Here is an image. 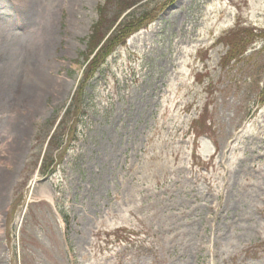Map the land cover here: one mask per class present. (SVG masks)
Wrapping results in <instances>:
<instances>
[{"label":"rangeland","instance_id":"obj_1","mask_svg":"<svg viewBox=\"0 0 264 264\" xmlns=\"http://www.w3.org/2000/svg\"><path fill=\"white\" fill-rule=\"evenodd\" d=\"M25 1L0 0V70L20 61L0 99V264H264V0H56L24 20ZM133 13L152 20L88 82L43 176L40 130L72 104L93 25ZM243 28L251 52L224 60ZM32 52L47 83L28 99Z\"/></svg>","mask_w":264,"mask_h":264},{"label":"trees","instance_id":"obj_2","mask_svg":"<svg viewBox=\"0 0 264 264\" xmlns=\"http://www.w3.org/2000/svg\"><path fill=\"white\" fill-rule=\"evenodd\" d=\"M134 6V4L133 6L131 4L126 6L125 8H123L122 13L126 12L127 10H131ZM99 12V14H101L102 9ZM102 16L103 15L101 14V17ZM151 20V15H146V17H144V19L142 20H135V13L126 16V18L123 19V21L119 24L115 31H113L111 37L102 45L101 48L100 46L102 44V41L106 38V35L112 30L113 25L108 30L103 31V22L101 18L100 21L94 25L87 46L88 52L85 54V62L88 64L83 73L82 81L77 89V92L72 98V105L65 112L66 114L58 123L57 129L52 134V138L48 142V149L46 151L45 156L43 157V163L40 167L42 174L46 176L54 174V172L58 169L57 167L64 160L63 156L66 151L65 146H71V144L76 139L77 129L80 126L83 115L85 114L83 111V99L85 94L84 89L88 82L93 78L96 72L100 71L101 66L108 59V57H110L111 54H113L118 47L124 46L126 41L131 36H133L134 33L141 29L143 22H148ZM234 37L237 40L232 42L231 49L227 51L228 53L224 57V60L230 59V61L233 62L241 59L243 61L244 59H246L245 54L251 49L250 46L254 45V43L256 42L254 39L257 37V35L255 34L254 30L252 31L243 28L242 31L234 35ZM98 49L99 51H97ZM95 52L96 54L91 61L90 57ZM256 54L260 53H258L257 51V53H255L254 55ZM247 60L250 61V58H248ZM227 66L228 65H226L225 67ZM256 94H258L259 100L264 99V90L259 89ZM59 116L60 115L55 116L52 122H48L41 127L40 135L38 138H42L43 135L46 136V138L48 139L49 134L52 132ZM202 117L203 114L199 117V122H202L205 126L207 122Z\"/></svg>","mask_w":264,"mask_h":264},{"label":"bare ground","instance_id":"obj_3","mask_svg":"<svg viewBox=\"0 0 264 264\" xmlns=\"http://www.w3.org/2000/svg\"><path fill=\"white\" fill-rule=\"evenodd\" d=\"M50 5L52 7H57V2L56 0H26L24 5H20L18 6V10L21 12V18H23L24 20L27 19V17L30 15L31 12H34V9L36 8H41L42 5ZM1 14V12H0ZM27 53V50H26ZM34 54L31 55V61H33L31 64V78H30V82H29V86L28 89L26 90V95L28 94V99L30 98H35V96L39 95L40 93L37 92V88L40 86L41 89H43L44 85L47 83L46 80H44L43 78V73H45V71H40L38 70V64L39 61H37L38 56L36 52H32ZM38 55H40L38 53ZM27 60V59H26ZM19 58L17 60L15 59H10L7 58L6 60V67L3 69V72L0 70V81L5 78V86H2L0 88V99L2 100H7L10 99L11 96L14 95V91L13 88L17 87V83H15V81L17 80V76H18V72L17 69L19 71V67L20 65L17 67V64L19 63ZM23 67H26V64L24 63ZM15 68H17L15 70ZM16 72V80L14 79V74ZM31 83V84H30ZM32 102V101H30ZM3 183L0 182V189L2 188Z\"/></svg>","mask_w":264,"mask_h":264}]
</instances>
